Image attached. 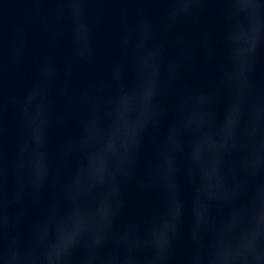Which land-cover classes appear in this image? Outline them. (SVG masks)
<instances>
[{
  "label": "water",
  "instance_id": "obj_1",
  "mask_svg": "<svg viewBox=\"0 0 264 264\" xmlns=\"http://www.w3.org/2000/svg\"><path fill=\"white\" fill-rule=\"evenodd\" d=\"M0 264H264V0H0Z\"/></svg>",
  "mask_w": 264,
  "mask_h": 264
}]
</instances>
